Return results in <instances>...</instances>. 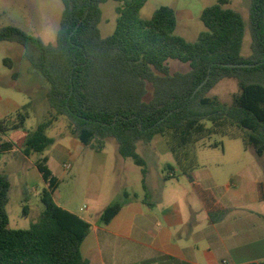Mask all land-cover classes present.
I'll use <instances>...</instances> for the list:
<instances>
[{
  "label": "trees",
  "instance_id": "trees-1",
  "mask_svg": "<svg viewBox=\"0 0 264 264\" xmlns=\"http://www.w3.org/2000/svg\"><path fill=\"white\" fill-rule=\"evenodd\" d=\"M64 9L56 44L16 26L0 29V41L25 47V58L47 83L49 118L25 140L26 156L43 153L54 139L47 131L60 117L79 141L100 152L109 138L116 139L119 153L132 158L147 174L138 144H151L161 136L175 158L164 180L187 176L211 221L227 210L210 189L195 179L199 167V144L214 134L241 139L246 149L264 156V0H252L250 28L252 54L242 55L245 21L227 7L229 0L205 8L200 19L207 28L196 42L176 33V11L158 8L149 19L141 16L148 0H118L116 28L104 38L99 24L101 5L109 0H61ZM190 63L187 72H172L169 60ZM242 65V66H232ZM249 65V66H245ZM238 81L240 92L231 104L210 91L223 79ZM32 103L0 120V132L25 126ZM14 150V143H0L1 154ZM44 156L35 163L46 187L41 192L44 210L29 229H12L7 212L12 183L0 174V264H88L81 246L90 224L54 199L59 177ZM143 185L146 188L145 180ZM264 201V182L258 184ZM28 206H25L27 212ZM122 204L106 207L101 222L108 224ZM264 264V260L260 263Z\"/></svg>",
  "mask_w": 264,
  "mask_h": 264
},
{
  "label": "rangeland",
  "instance_id": "rangeland-1",
  "mask_svg": "<svg viewBox=\"0 0 264 264\" xmlns=\"http://www.w3.org/2000/svg\"><path fill=\"white\" fill-rule=\"evenodd\" d=\"M219 0H148L141 16L152 17L162 6L173 8L177 14L176 33L190 42H196L201 32L206 31L200 19L202 11ZM252 0H229L227 7L239 12L244 18L246 29L242 45V55L252 54L253 37L250 28ZM123 2L109 0L101 5L102 18L99 24L102 37L106 38L114 32L118 18V9ZM64 4L61 0H0V29L16 26L24 31L39 36L45 43L56 44L60 28ZM172 72H187L190 63L176 59L169 60ZM240 92L238 81L233 78L221 80L209 93L217 96L223 103L231 104L235 94ZM47 83L37 71L33 70L25 58V47L16 42L0 41V120L14 115L23 105L31 102L29 118L25 126L18 130L0 132V143H14V150L0 156V174L8 176L12 183L7 212L12 229H29L36 223L44 206L41 192L46 187L35 163L47 156L51 170L59 177L60 184L54 193L58 205L76 212L83 208L84 215H96L105 205L123 204L137 195L147 198V176L153 187L161 182L168 166L177 168L174 156L167 146L163 149L164 139L157 136L155 148L149 144L139 143L137 153L145 160L147 174L132 158H125L119 153L116 139L109 138L102 153H97L83 145L70 133L66 117H60L57 123L47 131L54 139L43 153H32L26 156L27 136L49 118L50 107L47 102ZM247 152V153H246ZM241 154L244 161L253 167L257 163L264 173V156L259 157L254 150L246 149L241 139H230L219 134L202 141L197 149L200 168L211 169L222 182L241 167L238 161ZM143 179L146 188L143 185ZM168 183L169 195L183 189L191 194V185L187 176L176 172V176ZM165 180V181H169ZM194 195V194H193ZM25 206H28L25 212ZM264 213V204L256 208ZM250 257L264 255V242L253 245L249 249ZM249 263V264H255Z\"/></svg>",
  "mask_w": 264,
  "mask_h": 264
},
{
  "label": "crops",
  "instance_id": "crops-1",
  "mask_svg": "<svg viewBox=\"0 0 264 264\" xmlns=\"http://www.w3.org/2000/svg\"><path fill=\"white\" fill-rule=\"evenodd\" d=\"M156 137L149 144L152 149H156ZM246 155H240L241 167L227 182H222L211 169L202 170L199 166L194 171L196 181L210 189L227 210L216 222L211 221L190 181L194 195L185 191L183 196L182 189L170 196L171 180L165 181L162 176L154 188L149 174L146 178L149 196L136 195L123 203L119 214L108 224L101 222V215L109 205L96 215H84L83 208L78 213L63 207L90 224V232L81 246L83 258L88 264L260 263L264 255L250 257L249 249L264 242V213L256 211L264 204L258 188L264 182V173L257 163L250 167L244 161Z\"/></svg>",
  "mask_w": 264,
  "mask_h": 264
},
{
  "label": "water",
  "instance_id": "water-1",
  "mask_svg": "<svg viewBox=\"0 0 264 264\" xmlns=\"http://www.w3.org/2000/svg\"><path fill=\"white\" fill-rule=\"evenodd\" d=\"M232 66H236V67H238V66H242V65H232ZM245 66H249V65H245Z\"/></svg>",
  "mask_w": 264,
  "mask_h": 264
}]
</instances>
